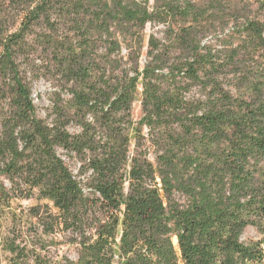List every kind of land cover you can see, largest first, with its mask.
I'll list each match as a JSON object with an SVG mask.
<instances>
[{"label": "trees", "instance_id": "trees-1", "mask_svg": "<svg viewBox=\"0 0 264 264\" xmlns=\"http://www.w3.org/2000/svg\"><path fill=\"white\" fill-rule=\"evenodd\" d=\"M260 11L264 0L255 12L244 0H0V81L15 94L0 203L46 202L32 216L77 235L63 264H264ZM38 51L66 92L49 123L18 71ZM248 227L258 240L242 239ZM6 250L10 264H45Z\"/></svg>", "mask_w": 264, "mask_h": 264}, {"label": "rangeland", "instance_id": "rangeland-1", "mask_svg": "<svg viewBox=\"0 0 264 264\" xmlns=\"http://www.w3.org/2000/svg\"><path fill=\"white\" fill-rule=\"evenodd\" d=\"M250 4L252 12L257 11L258 2L262 0H244ZM258 15L264 17V12L260 11ZM163 27L148 25L146 34L154 33L160 38ZM38 31V29L36 30ZM34 39L31 36L30 42ZM145 44V43H144ZM145 50V48H144ZM45 56L39 51L25 57L23 54L18 58L19 76L24 84L31 91V99L36 109L38 118L50 122L49 114L54 102H59L66 96V92L60 90L56 86V81L50 76L46 70ZM46 61V60H45ZM15 94L7 86L0 81V132L1 122L5 117H9L12 112L11 102ZM139 99V98H138ZM132 117L135 121L140 118V103L137 100L132 107ZM70 133H77L78 127L70 125L68 127ZM57 154L63 159L65 165L74 173H77V163L74 159L69 158L61 149H57ZM0 184L9 189L7 181L0 177ZM46 202L37 201L34 198L18 199L12 198L7 204L0 203V264H10L11 255L6 250V244L14 242L15 245L26 247L30 261L35 255H39L45 264H63L65 259L76 260L79 246L76 244V234L71 233L62 228V226L49 229L50 225H42L37 218L31 214L33 207H40V215L42 219L46 217L44 214V205ZM53 212L55 210L51 209ZM260 235L251 227H248L242 239L244 241H256Z\"/></svg>", "mask_w": 264, "mask_h": 264}]
</instances>
